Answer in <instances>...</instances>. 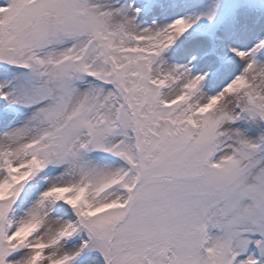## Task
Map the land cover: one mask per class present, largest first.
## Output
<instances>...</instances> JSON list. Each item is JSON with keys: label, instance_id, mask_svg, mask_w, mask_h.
<instances>
[{"label": "snow or ice", "instance_id": "obj_1", "mask_svg": "<svg viewBox=\"0 0 264 264\" xmlns=\"http://www.w3.org/2000/svg\"><path fill=\"white\" fill-rule=\"evenodd\" d=\"M0 264H264V0H0Z\"/></svg>", "mask_w": 264, "mask_h": 264}]
</instances>
